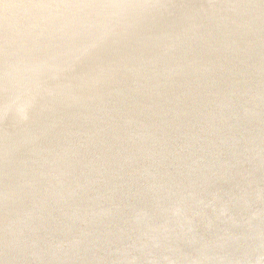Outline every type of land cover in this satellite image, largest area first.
<instances>
[{"label": "water", "instance_id": "1", "mask_svg": "<svg viewBox=\"0 0 264 264\" xmlns=\"http://www.w3.org/2000/svg\"><path fill=\"white\" fill-rule=\"evenodd\" d=\"M0 264H264V0H0Z\"/></svg>", "mask_w": 264, "mask_h": 264}]
</instances>
